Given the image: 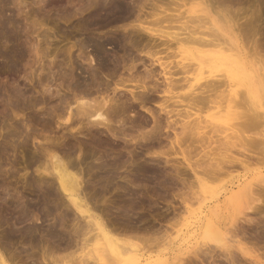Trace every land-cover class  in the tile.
Returning a JSON list of instances; mask_svg holds the SVG:
<instances>
[{"label": "rangeland", "instance_id": "rangeland-1", "mask_svg": "<svg viewBox=\"0 0 264 264\" xmlns=\"http://www.w3.org/2000/svg\"><path fill=\"white\" fill-rule=\"evenodd\" d=\"M113 1L0 0V30L8 26L14 36L7 40L0 32V53L14 46H18L22 52V55L7 60L0 55V253L9 264H41V261L45 264V258L63 253H68V256L56 264L75 263L79 261L78 255L86 252L93 256L100 254L102 261L96 262L98 264H116L115 255L110 251L112 241L133 249L141 247L146 254L149 252L147 255H150L151 248V253L166 249L170 264L181 261L186 264H256L235 247L230 249H233V256L229 255L231 258L228 259L225 250L210 242L211 246H207L212 247L213 244L215 249L209 248L213 257L207 250L208 255H204V250L208 248L205 245L202 247L203 239L192 233L191 225L199 203L192 199L184 206L179 199L182 189L186 187L185 181L194 179V182L195 175L183 160L178 146H175V131H179L177 133L180 135L182 123L189 120V114L192 120L199 115L202 118L215 115L220 109V103L216 102L222 101L220 106L224 107L228 97L226 91L223 93L224 89L227 90L224 77H216L222 73L221 69L225 66H221L224 64L219 65L221 63L217 61L218 65L212 68L214 72L197 69L194 75V66L190 70L189 65L192 64H189L188 72H185L183 63H190L191 59L181 61L183 55L175 38H184L194 32L196 37L208 39L207 33L213 31L211 19L222 25L226 36H235L227 32L226 24L232 23L236 33H240L238 38L241 39L238 41L244 46V53L248 54L243 56L241 63L244 62L245 67L253 72L249 71L252 75L260 74L264 85V60L261 62L264 59V0H207L210 16L200 9L204 7L202 0H121L122 7L110 11ZM219 36L221 41L224 36ZM197 44L190 42L186 45L196 53L202 51L198 53L199 58L205 59L204 62L211 64L210 67L216 64L214 60L217 56L208 55L214 48ZM255 51H259L258 54ZM164 67L175 70L173 79L176 86L166 93ZM210 77L211 80L220 77L224 83H220L222 81L219 79L211 81ZM138 79L147 81L148 88L152 86L144 90L145 94H141L143 89H133ZM209 81L210 84L217 83L216 86L218 83L223 85L215 89V85H210ZM200 83L205 96L209 94L206 98L212 99L206 105L199 103L202 108L204 106L203 109L190 104L191 94L201 91ZM211 86L214 91L210 89ZM130 89L141 91H135L133 96ZM188 91L192 93L189 95ZM82 93L88 101L102 99L103 96L113 97L119 112L107 124L109 128L107 125L100 126L101 133H89L79 123L82 128L76 126L77 129L72 130H75L73 137L63 128L65 122L58 115L62 110L69 109L68 103L74 109L78 103L75 99ZM249 104L252 109L257 107L261 113L264 110V91L253 104H245L247 109ZM239 106L235 111L244 110V106ZM240 119L234 113L227 122L232 125ZM259 123V133L264 132V120L260 119ZM220 129L216 134L211 131L212 136L218 134L217 137H224L225 133L231 131L222 128L221 132ZM248 129L244 135H252ZM207 131L211 135L209 128ZM254 132L257 134V129L254 128ZM214 137L205 138L211 143L209 140L199 141L196 137L192 144L199 147L194 149L190 143L191 149L188 148L194 149L190 154L185 147L189 142L183 145V149L187 148L185 155L190 156L197 170L200 168L195 162L206 158V152L215 154L216 143L220 144L218 142L223 140L216 137L217 141H214ZM211 144L212 151L209 147ZM42 145L63 156L82 174L85 199L91 212L101 217L111 230L108 240L106 232L76 233L77 225L84 220L75 214L63 193H60L62 204L58 203L59 196L50 197L47 192L51 187L49 184L53 183L54 186L55 183L57 188L58 182L45 172ZM200 153L204 155L203 158ZM206 159L209 162L210 159ZM259 166L254 165L255 168ZM191 182L186 183L187 188ZM194 183L197 184L196 181ZM222 183L219 181L213 185L219 187ZM196 184L193 186L195 190ZM53 206L56 209L52 210ZM57 206L61 208L57 209ZM67 210L70 214L65 216ZM251 216L255 217L254 221L238 223L236 239L240 238L253 249L250 250L252 254L255 252L264 259V212L252 213ZM33 224L36 230L26 232ZM11 226L18 231L14 237L7 232ZM83 234L84 239L80 241ZM154 237H159L163 242L160 240L151 247L150 244L154 242L149 239ZM84 241L85 244L82 243ZM100 246L104 248L103 251ZM198 247L203 248L201 260L195 255V259L192 257V252ZM71 252H75L74 258H71ZM90 260L94 264L95 260Z\"/></svg>", "mask_w": 264, "mask_h": 264}, {"label": "bare ground", "instance_id": "bare-ground-1", "mask_svg": "<svg viewBox=\"0 0 264 264\" xmlns=\"http://www.w3.org/2000/svg\"><path fill=\"white\" fill-rule=\"evenodd\" d=\"M120 1L121 0H114L110 4V11H111V9L121 8L122 3ZM201 3L204 4V7L200 8V9H202V11L204 13H206L208 16H210L211 11H210V7L207 3V0H202ZM108 9H109V7H108ZM211 25H212L211 29L213 31H211L212 33H209V34L207 33V36L209 35V37H211V38L208 37V39H207V38L202 37V36L196 37V34L194 32L189 34L188 36H186L184 38H175V41L178 45L179 52L183 55V57L181 56L182 57L181 61L182 60L187 61L186 59H191L190 63H187V62H186L187 64L183 63V66L185 68V70H184L185 72H188L189 67H190L189 69L191 70V68L194 66V69H192V70H194L193 71L194 73H192L193 75L196 73L195 71L197 69L202 70L203 72L208 71V72L212 73V72H214L212 68H214L216 65H218V63H221L219 65L224 64L221 66V67L225 66L223 69H221L222 73L219 75L217 74L216 77L217 76H221V77L223 76L224 77L223 80H225V83L223 82V80L219 79L220 77L216 78V79L212 78V80L215 81V80L219 79L220 81H222L220 83H224L227 90H225L223 87V89H224L223 93L227 92L225 95H227V97H228V98L226 97L228 103L224 107L222 105H221L222 107L220 106L222 101L216 102V103H220L219 104L220 109L218 110V112L215 113V115L210 114V116L208 118L207 117L202 118V116L199 115V117H197L195 119L193 118V120H192V118H190V116H192V115L189 114L188 115L189 120H185L182 123L183 129L182 130L180 129L182 131V132H180V135H179V133H177L179 131H175V137H176L175 142L177 144V145L175 144V146H178L179 151L182 152L183 160L193 170L194 175H195V181L197 182V184L194 183L195 181L193 182L194 179H193V177H191L193 180L189 179L192 182L189 184V188H187L188 185H186V183H188L190 181L188 179L186 181L184 180L186 183L184 181H182L185 183V186H186L185 189L187 188L188 190L182 189V195L180 194L181 198L179 197V199H181L180 201L182 203L181 202L180 203L183 204L184 206L189 204L188 202H192V199L195 201L197 200V203H199L198 212H196V214H195V220L191 224V225H193L192 226L193 231L192 230L191 231H192V233H194V235H196V236L199 235L198 237H201L203 239L202 247L205 245L204 247H207L208 249L209 248L213 249L214 248L213 244H214L215 247H218L221 250L223 249L227 252L226 257H228V259L231 258V257L229 258V255L233 256V254L231 255V253L233 252V249L235 247L245 256L248 255L249 257H251L253 263L264 264V259L261 258V255H258L255 252H254V254H252L253 252L250 250H253V249H250L251 247L249 248L248 246H246V244H244L240 238L236 239L238 236L236 232L239 231V226H238L239 222L244 221V222L250 223V222L255 220V217L251 216L252 213L253 214H260V213L264 212V132L260 131V133H259V131H258V127H260V125H261V123H259L260 119L264 120V118H263L264 117V110L261 111V113H260V111L257 109V107L252 109V106H250L251 104L248 105V109L245 106V104L246 103L248 104V102L253 104V102H255V100L258 99L259 94L263 93V91H264L263 90L264 89L263 80H262L260 74L256 73L257 75H252L250 73L252 71L248 70V68L245 67L244 62H243L244 65L241 63V60L244 59L243 56L246 57L247 53L246 54L244 53V52H246V50H244V46H241L242 44H240L239 43L240 41H238L241 38H238V34H240V33H236L235 26L232 23L226 24L227 28H228L227 32L229 31V32L235 34V36H231L229 34H227V36H226L224 28L222 27V25L217 23V21L215 19H211ZM1 28L2 29L0 30V32L2 31L5 38L7 40L10 38L12 39V36H13L12 35V29L10 30L8 26H7V28L6 27H1ZM142 28H145V27H142ZM200 31H202V30H200ZM204 33H206V32H204ZM219 33L223 36L225 35L223 38L224 41H223V39H221V41H220V39H219L220 34ZM210 34L214 35V36H210ZM217 36H218V38H217ZM186 42L187 43L193 42L195 44L198 43L197 45H199V46L201 45L203 47L204 46L213 47L214 49L212 51H210V53H208V55L212 54V56L214 55V58H215V56H217L216 60H214L216 64H213L210 67L211 64H207L206 62H204L205 59L202 60L201 59L202 57L199 58L198 53L202 52V51H199L196 53L194 51V49H192V48H190V46L188 47L186 45L187 44ZM258 52H256V53L258 54ZM21 53H22L21 49L18 46H14L8 51H5V52L2 51L0 53V55L7 60V58L11 59V57L12 58L13 57L15 58L16 56L18 57ZM261 58H262V56H261ZM263 60L264 59L262 58L261 62H263ZM214 61L212 63H214ZM217 61H219V62L217 63ZM189 64H192V65H189ZM195 64H196V68H195ZM188 65H189V67H188ZM164 70L165 71L163 73V76L165 79L164 78L163 79H164V82L166 81V88L164 89V92L166 93V92H171V89L174 88V86H176L175 85L176 83H174V79H173V72L175 70L171 71L170 69H167V67L166 68L164 67ZM146 77H148V76H146ZM211 77L209 78L210 80H211ZM211 81H209V84ZM146 82L147 81H145V80L138 79L135 82V88L133 87V89H137V88L143 89V93H141V92L140 93L145 94L146 92L144 90L150 89L152 87L151 85H149L150 88H148V86L146 85L147 84ZM215 82H214V84L213 83L212 84L213 85L217 84ZM177 83H179V81ZM220 83H218V85H217L218 87H222L223 84L219 85ZM212 84H210V85H212ZM123 85H126V84H123ZM156 85H158V84H156ZM199 86L201 88V83ZM217 86L215 85V89L217 88ZM197 88H192V89H196V90L200 89V88H198V89ZM202 88H201L200 92L195 90L197 93H194V94L192 92H190L191 90L188 91L189 95L192 93L190 96L191 100L189 98H187L188 100L192 101L190 104L193 103L195 107L197 106L200 109L204 108V106H203V108H202V106H200L201 103L202 104L203 103L208 104V101L212 100V99H210L211 97H208L209 99L206 98V96H208L209 94L205 96L206 93H205L204 89H202ZM212 88L213 87L211 86L210 89H212ZM133 89H130V93H132L133 96L135 95L134 94L135 91H136V93H137V91L138 92L141 91L139 89L138 90H133ZM206 89H208V88H206ZM215 89L213 88L212 90L214 91ZM192 91L195 92L194 90H192ZM217 91H218V89H217ZM82 94L81 95L79 94L80 95L79 97L76 96L77 98L75 99V101H76V103L77 102L78 103L76 104L77 106L74 109L72 107V104L68 103L69 109H67L65 111L62 110L61 112H59V115H58L59 116L58 118L64 120L65 124H63L64 125L63 128L68 130V132H69L68 134L70 136L74 135L73 132L75 130L74 131H72V130L74 128L77 129L76 126H78V128H79V126L81 127V125H78L79 123L84 125V126H82L83 129L85 128L87 131H89V133L91 132L94 134L95 133L99 134V133H101V129H102L100 126L101 125L106 126L107 124L111 123L114 115H117V113L119 112V110H118L119 108H118L117 104L115 105L116 102H115L113 97L109 96L110 97L109 98L107 96L106 97L103 96L102 99H91L92 101H88L89 99L88 100L85 99L86 98L85 95L84 94L82 95ZM186 96H188V95L186 94ZM262 102H263V100H262ZM236 106L237 107L238 106L239 107L244 106L243 107L244 110L242 109L241 112L235 111ZM164 108H166V107H164ZM234 113H235L236 117L241 118V119H240V121L234 122V124L231 123L232 125H229V122H227V121L230 118H232V115ZM150 114L154 117V113L151 110H150ZM260 114L263 115V117H261ZM60 125H62V124H60ZM109 126L110 125H107L108 128H109ZM208 128L210 130L211 135L208 134L209 133V131H207ZM220 128L221 129L223 128L222 130H225V131H229V130H231V131L225 133L224 137L219 135V137H222L221 139H219V137H217L218 134L216 135L217 138L214 137L215 135L212 136L211 131H214L213 133H215ZM244 128H246V129H244ZM248 128L250 129V131H252V135H251V133L249 135H244V132H246ZM254 128L257 129V132H258L257 134H256V132H254ZM221 129H220V131H221ZM259 130H260V128H259ZM221 132H223V131H221ZM221 132H219V133H221ZM253 133H254V135H253ZM64 134H66V133H64ZM73 137H75V135ZM196 137L198 138L199 141L200 140H204V141L207 140L208 141L209 139H205L207 137L211 138V139L214 137V139L215 138L217 140L223 139L225 141V142H223V140H222V141L218 142L220 144L216 143V147H214V148H216V150L213 151V152L216 151L215 154L209 153L210 152L209 150H207L209 152L204 151L208 147L206 146L207 148H205L204 146H202V148L203 147L205 148L203 150L204 152H206L205 157L207 156L206 158H209L210 160L208 159L209 162H207V159L204 158V159H199V161L202 160V162H199L198 160H197L198 161L197 162L194 159V162L196 161L195 163H197V166H199L200 170H197L195 165H194L195 167H193V161H191V158L189 159L190 156L187 157V155H185L186 154L185 151H187V148L189 146H191L190 143L192 144L194 141L197 140ZM216 139L214 141H217ZM187 142H189V143L186 144ZM172 143H174V142H172ZM197 143H196V145H197ZM205 143H202V145H204ZM209 143H211L210 140H209ZM184 144H186V146ZM213 144H215V143H213ZM183 145L185 147H187L186 150H185V148L183 149ZM219 145H220V147H217ZM192 146H194V144H192ZM210 146H213V145L211 144V145H209V147ZM42 147H43V145H42ZM195 147L196 146H194V149H195ZM198 147L199 146H197L196 148L198 149ZM234 147L235 148L238 147L236 152H235ZM190 149H189L188 153L189 152L192 153L194 151V149H193V151ZM197 149L195 151H197ZM211 149H212V147H210V150ZM199 151H201V150H199ZM41 152H43L42 156H43V158H45V161H42V163L45 164V172H48L50 175H52L54 177V179L57 180V182H58L57 188H55V185H56L55 183H54V186H52L53 183L49 184V185H51V187L47 184L48 187H50L49 190L47 188V190H48L47 192L49 193V195H51L50 197L52 198V196H54V197L59 196L58 199L60 202H58V203L62 204V202L60 200V198H62V197H60V195H61L60 193H63V195L68 198L69 203L74 208L75 214L80 217L79 218L80 220L85 221V223H83L84 221H82L80 223V225H77L79 227H77L76 233L77 232H106L105 235H106V239L108 240V238L110 237L108 232H110L111 230H108V225L106 224V222L101 217H99L98 215H95L93 212H91L90 205H89L88 201L85 199L86 189H84V185H83V181H84L83 176L80 172H78L76 170V166L72 165V163L67 162L66 159L63 158V156H60V154L54 153L53 150L45 149L43 147V151H41ZM204 152H203V154H204ZM208 153H209V155H208ZM192 155L194 157V154H192ZM200 155H201V153H200ZM213 155H215V156H213ZM203 156H202V158H203ZM203 160H204V163H203ZM254 165L255 166L260 165V166L255 168ZM181 167L183 168L184 166H181ZM257 169H260V170H257ZM184 170H186V169H184ZM234 172H238V174L235 175ZM240 172L242 174H240ZM181 177H182V174H181ZM226 178H229V179H226ZM182 179H183V177H182ZM219 181L220 182L222 181L223 183L219 187H214L213 184L216 182H219ZM192 183H194V184H192ZM195 184L197 185L196 190L194 189ZM216 186H217V184H216ZM178 187H179V185H178ZM182 188H184L183 183H182ZM177 191H179V190H177ZM176 197H178V196L176 195ZM48 202H49V200H48ZM41 203H42V200H41ZM59 207L60 206H57V209ZM54 208L55 207L53 206L52 210H54ZM63 209L66 211V208H63ZM67 209L72 211V209H69V208H67ZM186 209H188V208H186ZM68 212L64 213L65 216H68V214H70V211H68ZM25 214H26V212H25ZM163 214H164V212H163ZM168 218H169V216H168ZM153 219H155V217ZM8 222L9 221L7 220V223ZM229 222H230V225H229ZM5 223H6V220H5ZM14 223L16 224V222H14ZM97 229L99 231H97ZM34 230H36V225L33 224V225L28 227L26 232H33ZM52 231L54 232L55 230H52ZM7 232H9L8 234H10L9 236H11V237H14L18 234V233L16 234V232H18L16 230V228H13L12 226H11L10 230ZM79 235H80V233H79ZM159 237H157V238L154 237V238L149 239L150 242H154V243L150 244L151 247L155 243L156 244L160 243V240L162 239V237H160L161 238L160 240H159ZM85 238H86V236H85ZM83 239H84V234H83V238L80 241H82ZM151 239L153 241H151ZM164 239H162V240H164ZM168 239H166V240H168ZM144 240H145V238H144ZM149 240H147V241H149ZM202 242L200 241L201 244H202ZM209 242L213 243L212 244L213 248L208 247V246H211V244H209ZM82 243L85 244V241ZM165 243H167V242H165ZM169 243H170V239H169L168 244ZM108 244H109V242H108ZM104 247H106V245ZM199 247H198V249L195 248V249H197L196 251L193 250L195 253L192 252V254H193L192 257L194 259H195V257L196 258L199 257L197 259H200L202 257L201 255H203V254L200 255V253H202L201 249H203V248H199ZM232 247H233V249L231 251L230 249ZM81 248H84V247L82 246ZM110 248H111V250H110ZM110 248L108 247V249L115 255L116 264H170L171 263V262H169V257H170V256H168L169 252L166 249H162V248H161L162 250L158 249L156 253H151V249H152L151 248L149 250L150 255H147L149 252L146 254L145 250H142L141 247H140V249H133V248H129V247H126L124 245H121V244L116 245V243L114 244L112 241H110ZM145 248H148V247H145ZM208 249L204 250V252H203L204 255H205V253L211 251V249H209V250ZM82 250H84V249H82ZM103 250H104V248L101 249V251H103ZM105 250H107V249L105 248ZM206 250H207V252H206ZM215 251H217V250H215ZM83 252L84 251H82V253ZM55 253H56V251H55ZM74 253L75 252L70 253L71 258L75 257ZM102 253L104 255V252H102ZM93 254H95V253H93ZM56 255L54 254L48 258H45L46 263L47 264H56L57 261L68 256V253H63L62 255L58 254L57 256ZM194 255H195V257H194ZM206 255H208V253ZM209 255H210V252H209ZM224 255H226V254L224 253ZM211 257H213V256H211ZM78 258H79V261H75V263H66V264H77V263H79V264H91L89 262L90 259L95 260L94 264L96 262H98L99 260L102 261L100 254L93 256L89 252L78 255ZM189 258H188V260H189ZM194 259H192V260H194ZM100 263L101 262H99V264ZM0 264H9L7 259L1 253H0ZM41 264H43L42 261H41ZM96 264H98V263H96ZM176 264H178V263H176ZM179 264H186V262L181 261V263L179 262Z\"/></svg>", "mask_w": 264, "mask_h": 264}]
</instances>
